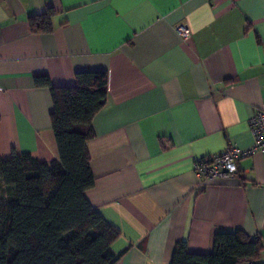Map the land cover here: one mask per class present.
<instances>
[{
  "label": "crops",
  "instance_id": "crops-1",
  "mask_svg": "<svg viewBox=\"0 0 264 264\" xmlns=\"http://www.w3.org/2000/svg\"><path fill=\"white\" fill-rule=\"evenodd\" d=\"M47 9L50 32L29 19ZM178 25L189 30L183 38ZM105 71L106 100L87 143L89 203L118 231L114 264H170L173 249L212 251L218 231L260 239L264 152L232 179L202 184L198 159L253 145L264 105V0H0V156L59 159L50 91Z\"/></svg>",
  "mask_w": 264,
  "mask_h": 264
},
{
  "label": "trees",
  "instance_id": "trees-1",
  "mask_svg": "<svg viewBox=\"0 0 264 264\" xmlns=\"http://www.w3.org/2000/svg\"><path fill=\"white\" fill-rule=\"evenodd\" d=\"M52 14L47 9L30 17L31 31L50 32ZM34 81L51 94L59 159L45 163L14 150L0 156V264H114L118 255L110 245L118 231L84 195L94 184L86 143L106 100V72H76L74 86H53L46 75ZM261 249L258 237L223 230L209 253H190L185 241L177 243L170 264H264Z\"/></svg>",
  "mask_w": 264,
  "mask_h": 264
},
{
  "label": "built area",
  "instance_id": "built-area-1",
  "mask_svg": "<svg viewBox=\"0 0 264 264\" xmlns=\"http://www.w3.org/2000/svg\"><path fill=\"white\" fill-rule=\"evenodd\" d=\"M177 31L183 38H188L190 35L184 25H178ZM249 126L253 137V145L250 148L229 146L216 155L201 158L195 162L193 171L202 184L216 179H232L237 171V162L241 157L256 151L264 152V105L251 115Z\"/></svg>",
  "mask_w": 264,
  "mask_h": 264
},
{
  "label": "rangeland",
  "instance_id": "rangeland-1",
  "mask_svg": "<svg viewBox=\"0 0 264 264\" xmlns=\"http://www.w3.org/2000/svg\"><path fill=\"white\" fill-rule=\"evenodd\" d=\"M0 198L3 199V195H0Z\"/></svg>",
  "mask_w": 264,
  "mask_h": 264
}]
</instances>
